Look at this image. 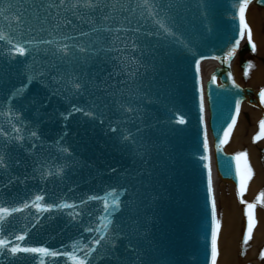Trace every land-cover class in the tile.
Returning <instances> with one entry per match:
<instances>
[{"label": "water", "instance_id": "obj_1", "mask_svg": "<svg viewBox=\"0 0 264 264\" xmlns=\"http://www.w3.org/2000/svg\"><path fill=\"white\" fill-rule=\"evenodd\" d=\"M253 1L264 5L261 0L249 5ZM148 3L169 7L138 9L130 23L106 25L113 31L99 33L104 41L93 45L99 51L87 59L79 49L71 50L74 43L88 46L97 40L87 22L73 19L75 30L62 28L49 35L50 25L33 21L29 31L27 25L0 17V28L26 48L23 55L10 52L6 49L14 42L0 40V154L8 143V155L21 161L7 171L0 168V207L18 209L0 219V238L77 256L98 249L94 264H108L103 242L109 232L121 227L129 231L139 221L146 228H141L138 243L158 264H211L205 165L210 162L212 170L213 160L221 180L239 186L234 155L225 152L220 140L229 117L236 114V100L240 107L245 100L260 108L263 115L264 103L260 92L234 80L231 59L241 44L234 55H227L235 40L243 39L238 33L239 0ZM116 19L122 21V16ZM28 40L33 43H23ZM60 43L68 44L70 52L64 53ZM196 60H205L200 65L203 78L215 68L206 82V101L204 94L213 153L211 136L209 149L203 147ZM33 67L46 70L45 76H34L29 71ZM60 75H82L96 87L77 93ZM128 107L138 111L128 112ZM204 117L206 122L205 112ZM27 130L36 131L37 137ZM113 189L122 201L119 206L112 204ZM37 195L43 199L36 201ZM21 234L25 240L17 241ZM97 239L101 245L94 243ZM6 253L0 252V264H39L33 254ZM45 259L47 264H74L65 255Z\"/></svg>", "mask_w": 264, "mask_h": 264}, {"label": "snow or ice", "instance_id": "obj_2", "mask_svg": "<svg viewBox=\"0 0 264 264\" xmlns=\"http://www.w3.org/2000/svg\"><path fill=\"white\" fill-rule=\"evenodd\" d=\"M250 0H239L238 3V18L239 26L238 33L239 37L243 38L245 34L247 39L252 41V29L249 26L246 20V9L249 5ZM264 3V0H261ZM150 7H159L161 11H166L169 6L165 5H153L149 4L148 0H144V4L141 5L137 3L135 7L131 3L125 5L122 0H29V2L23 3L21 0H0V17H3L5 20H14L18 26L27 25L29 31L34 30L32 22H38L42 24L50 25L51 30L49 35H52L54 32L60 31L62 28L67 29L71 28L72 30L76 29V26L73 25V19L79 21L83 24L87 22L91 28V33L97 34V40L92 42V45L83 46L81 44H73L71 50L79 49V54L84 55L85 59L88 58V54L93 51H99L93 47L96 43H102L104 38L99 35V33L107 31L111 33L113 29L111 27L105 28L106 25H111L117 22H131L129 17L132 14L142 8ZM87 10L84 12L83 10ZM83 13V14H82ZM127 13V15H124ZM143 14V13H141ZM157 15V13H153ZM117 16H122V21H117ZM157 23H161L157 21ZM173 26H175L173 24ZM161 27H165L161 23ZM44 28H41L40 31H44ZM139 29H137L138 31ZM119 31V29H116ZM166 31L171 32L170 28H166ZM151 35V33H149ZM81 36L88 35V33L80 32ZM62 40H70L71 37L61 35ZM0 40H5L9 44L14 46L11 49H6L7 51L18 53L23 55L26 52V48L22 45L21 42L15 41V36L8 33L5 29L0 28ZM23 43L31 44L32 40L24 41ZM41 43H52V41H41ZM240 45V39H236L235 43L232 45L230 51L227 53L229 57L235 54L236 49ZM252 51H256V44L253 42L251 44ZM59 48L63 50L64 53L70 52V47L68 44L60 43ZM201 60L204 57L200 58ZM249 66L251 67V62L249 61ZM29 71L36 76L37 78H43L45 76L46 70H41L39 68H31ZM195 71L197 73L199 81V113L200 121L205 124L204 128V140L203 147L207 151L209 149L208 137H207V125L205 122L204 112V87L202 78L199 76L201 72L200 60L195 61ZM60 81L63 82L67 87H69L74 92H81L87 90L91 85L96 87L95 83L91 80L85 79L82 75L69 76L67 79L65 75H60ZM79 81V82H77ZM210 83H216V76L213 75ZM238 87V86H237ZM261 102L264 103V90H261L259 93ZM119 103V102H118ZM131 103V101H128ZM121 107L124 105L121 103ZM128 112H136L138 109L128 107L126 109ZM77 111L83 112V109H77ZM240 112V101H235V115H231L229 119L231 123H228L227 128L224 129L223 139L220 140V143H226L229 138V133L237 121V116ZM88 115H92L91 112ZM179 121L181 123L185 122L183 115L179 116ZM259 133L255 136L256 140H259L264 136V119L259 122ZM15 131L19 132L20 129L16 128ZM28 134L32 137H37L36 131L27 130ZM5 136L8 133H4ZM18 139H23V136H18ZM9 145L5 143L4 152L0 154V168H3L5 171L8 170L12 164H20L19 159H12L8 155ZM205 161H209L208 156H204ZM234 159L236 161V172L239 177V193L242 199V203L246 205V215H247V231L244 236V243L247 244L249 239L252 237L253 228L257 223L254 214L255 203H250L246 200H243V195L246 191L248 181L253 176V169L250 167L247 153L246 152H237L235 153ZM42 167V165H41ZM207 168V192L209 193L211 199V237H210V261L211 264H217V258L219 255L218 248V236L221 228V221L217 219V206L215 196L213 194V180H212V170L210 162L205 165ZM115 171V170H113ZM11 183V180L9 181ZM43 197L37 195L35 197L36 201L42 200ZM259 201L264 202V192H261L257 197ZM107 204V201H105ZM122 203L121 200L117 198V192L113 189V199L112 204L114 206H119ZM135 203V201H133ZM27 205H25L26 207ZM59 207V205H47L48 208ZM68 205H65L67 207ZM36 207H42L40 204H36ZM18 211L15 208L9 207H0V219H4L6 215H10L12 212ZM134 227L129 231H125L123 227L119 229H114L109 232L108 236L103 242V247L105 250V255L108 257V264H158V262L153 261L150 254L147 250L142 249L138 243V236L141 234V228H146V224L142 225L139 221H134ZM90 231V230H89ZM26 234H21L16 236L17 241H24ZM96 245H101L102 241L97 239L94 241ZM75 247V245H74ZM8 250V253L11 255H16L19 253L33 254L34 260H39V264H47L46 257H58L60 255L70 256L74 261V264H94L97 256L96 253L98 249L88 248L87 251H84L80 256L75 255L73 252H63L53 251L51 248L46 246H22L20 243L11 244L7 238H0V252ZM6 253V254H8ZM264 255V253H262ZM207 256V251H206ZM147 257V258H146ZM11 264V261H10Z\"/></svg>", "mask_w": 264, "mask_h": 264}, {"label": "bare ground", "instance_id": "obj_3", "mask_svg": "<svg viewBox=\"0 0 264 264\" xmlns=\"http://www.w3.org/2000/svg\"><path fill=\"white\" fill-rule=\"evenodd\" d=\"M246 20L252 29V41L247 39V35L241 40L236 56L231 59L232 73L237 83L239 77H245L253 84H264V5L261 6L255 1L250 4L246 11ZM256 44V51H252L251 44ZM243 57L250 59L252 65L247 73H242V67L246 66ZM243 61L245 65L243 66ZM207 80V77L203 78ZM241 84V83H240ZM242 85V84H241ZM244 86V85H242ZM255 91H258L253 87ZM248 103L244 102L237 123L230 131L229 138L223 144L225 152H246L250 167L253 169V176L248 181L243 200L255 203L254 214L257 220L253 228L252 237L248 243H244V236L247 231L246 205L242 203L239 193V186L235 183L221 180L217 177L214 169L213 192L217 206V219L221 221V228L218 236L219 255L217 264H264L262 242L264 241V202L257 197L264 192V136L259 140L255 136L259 133V122L264 119L263 111L250 109ZM251 111L252 126L249 135L245 138L243 129L246 121L242 120L244 111ZM210 143V133H209ZM263 146L259 152L257 149ZM214 165V164H213Z\"/></svg>", "mask_w": 264, "mask_h": 264}, {"label": "rangeland", "instance_id": "obj_4", "mask_svg": "<svg viewBox=\"0 0 264 264\" xmlns=\"http://www.w3.org/2000/svg\"><path fill=\"white\" fill-rule=\"evenodd\" d=\"M243 60H245V62H246V67L244 68V67H242L241 66V69H242V73H247V71L250 69V66H249V61H250V59L249 58H245V57H243ZM251 62V61H250ZM251 65H252V63H251ZM238 82L239 83H241L242 85H244V86H251V87H254V88H256L258 91H261V90H264V84H253V83H251V82H249L247 79H245V77H239V79H238ZM248 107H249V110L250 109H254V110H257L255 107H253L252 105H248ZM249 110H247V111H244V115L242 116V120L243 121H246V124H245V128L243 129V135L242 136H244L245 138H247V136L249 135V130H250V127L252 126V123H251V121H250V119H251V111H249ZM232 150H230V151H233L232 153L235 155V153H237V152H235V150H234V148H231ZM259 152H261L262 150H263V146H260V148L259 149H257ZM262 247H263V249H264V241L262 242ZM263 253H264V250H263Z\"/></svg>", "mask_w": 264, "mask_h": 264}]
</instances>
